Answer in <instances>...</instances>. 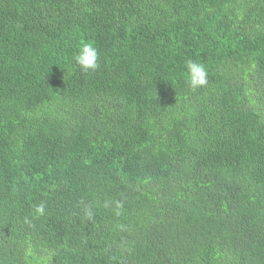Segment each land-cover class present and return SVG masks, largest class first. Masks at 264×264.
Segmentation results:
<instances>
[{
    "label": "trees",
    "instance_id": "1",
    "mask_svg": "<svg viewBox=\"0 0 264 264\" xmlns=\"http://www.w3.org/2000/svg\"><path fill=\"white\" fill-rule=\"evenodd\" d=\"M0 264H264V0H0Z\"/></svg>",
    "mask_w": 264,
    "mask_h": 264
},
{
    "label": "clouds",
    "instance_id": "2",
    "mask_svg": "<svg viewBox=\"0 0 264 264\" xmlns=\"http://www.w3.org/2000/svg\"><path fill=\"white\" fill-rule=\"evenodd\" d=\"M98 60V51L90 42L82 43L74 55L75 64L85 74L95 72L99 68ZM186 81L193 91L206 87L208 85V71L206 67L196 61L188 60L186 62ZM35 211L38 215H43L45 206L41 204L36 207ZM84 212L88 218H91L93 215L91 208L86 207Z\"/></svg>",
    "mask_w": 264,
    "mask_h": 264
}]
</instances>
